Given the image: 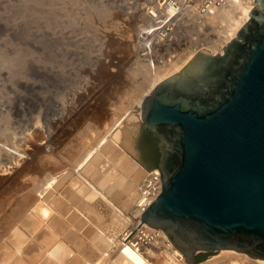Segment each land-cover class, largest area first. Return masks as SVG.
Segmentation results:
<instances>
[{
	"label": "bare ground",
	"instance_id": "obj_1",
	"mask_svg": "<svg viewBox=\"0 0 264 264\" xmlns=\"http://www.w3.org/2000/svg\"><path fill=\"white\" fill-rule=\"evenodd\" d=\"M256 4L257 0H227L202 15L193 27L184 18L179 27L198 34L197 37L191 35L187 40L190 44L180 45L182 50L168 58L166 54L156 57L155 49H148L149 61L131 67L135 76L145 73L144 79H139L143 83L135 81L137 85L126 88L129 93L121 95V100L111 94L106 96L101 89L91 91L82 104L74 102L70 116L77 123L72 132L80 129L79 119H88L89 126L81 130V135H75L78 138L74 147L68 149L58 145L57 115H50L57 112L54 89L61 73L57 69V18L53 21L56 23H50L47 21L53 18L35 13L21 18V24L14 17L0 16V120L20 117L27 110L33 111L37 120L26 136L13 131L21 136L16 153L0 145V162H5L3 166L9 163L0 175L8 178L20 174L24 165L37 172L35 176L21 174L28 177L23 180L25 184L22 182L24 188L11 201L8 198V214L20 221H0V264H194L186 260L164 230L143 221L142 215L161 192L163 180L159 169L146 170L136 160L140 155L137 138L141 120L135 121L134 117L142 110L137 112L140 108L130 104H142L152 88L181 71L199 47L211 50V54L223 52L250 20L249 13ZM91 5L98 9L101 18L113 12L102 0ZM42 18L47 25L38 24ZM117 23L122 37L131 39L132 35ZM213 32L216 38L210 37ZM169 50L171 55L177 49ZM136 53L139 60L141 53ZM14 65L25 74H13ZM130 109L134 111L129 112ZM108 114L112 115L113 124L107 129ZM52 123L55 127L48 131ZM2 152L7 154L3 157ZM55 152L57 162L51 158ZM12 178L10 182L15 183ZM7 234H11L8 243L4 242ZM144 235L154 237L155 243L146 242ZM199 264H264V260L235 249H223Z\"/></svg>",
	"mask_w": 264,
	"mask_h": 264
},
{
	"label": "water",
	"instance_id": "obj_2",
	"mask_svg": "<svg viewBox=\"0 0 264 264\" xmlns=\"http://www.w3.org/2000/svg\"><path fill=\"white\" fill-rule=\"evenodd\" d=\"M249 14L223 52L202 48L142 102L140 134L160 151L147 167L163 175L142 218L190 263L223 249L264 260V0Z\"/></svg>",
	"mask_w": 264,
	"mask_h": 264
},
{
	"label": "rangeland",
	"instance_id": "obj_3",
	"mask_svg": "<svg viewBox=\"0 0 264 264\" xmlns=\"http://www.w3.org/2000/svg\"><path fill=\"white\" fill-rule=\"evenodd\" d=\"M73 1L74 0H0V16L8 15L14 17L16 19L15 21H20L21 24L23 21L21 18L30 17L32 15H35V13H40V15L42 16L53 18L52 20L47 21L50 23H56L53 21L57 18V69L61 70V73L57 76L58 78L57 89H54L57 90V92L56 91L54 92V95L57 96V112L55 111H54L55 113L51 112L50 115H54V114L57 115V134L59 136V137L57 136L59 139L57 142L58 145L61 147V149L63 148L68 149L71 146L74 147L73 144L74 142H76V139L78 138V137L76 138L75 135L77 136L81 135L82 132L81 130L87 129L89 126L88 119H81V120L79 119L78 121L80 122V124L78 128L80 129H77L75 131L73 130L74 132H72L73 126H76L77 123V121L74 122L73 120H71V116H70V113H72L71 115H73L74 113V106H72L73 103L75 102L78 104L79 103L82 104L85 101V97H87L91 91L93 90L100 91L101 89L103 90V93L106 94V96L111 94L114 99L118 98L119 100H121L122 99L120 98L121 95L125 96V94L129 93L128 92L129 89H127L128 90L127 91L126 88L129 87L130 89H132L137 85L136 83L138 84L140 82L143 83V81L140 80L143 78L142 75L145 73L141 72L139 74L140 76L139 75L135 76L131 71V67L137 65V63L139 64V62L141 63L144 62L146 64V61L142 59L143 55H141L140 59L138 60L139 58V56L137 57L138 52L136 53L137 49L134 46V36H135L134 28L132 24L130 25L126 21L127 20L126 17L122 15V12L119 10L116 4L102 0L110 5L113 12L110 16H106V17L102 16L101 18V15L97 13L98 9H95L96 7H93L91 5V2L95 3L98 2L99 0H75V3ZM117 21L120 24V28L122 30L124 29L127 32L126 34H128L129 32V34L132 35L131 39L130 37L129 38L122 37L120 32L117 30L119 28ZM11 22L14 21L12 20ZM38 24L47 25L43 21V18L42 21L41 20L38 21ZM195 24L192 25L188 23L187 25L193 27ZM181 26H183V24H181ZM185 29L186 28L181 27V33L179 31L180 35H178L179 38L178 45L173 47L174 49L177 50L171 55H168L169 54L168 52L170 50L169 51L163 50L162 52H160L161 56L165 54H166L165 57L167 56L171 57L172 55H175L176 53L182 50L179 49L180 45L184 47L185 43H187V40L191 39L192 37L191 35H193V37H197L198 34L196 33L191 34L189 31L187 32ZM211 35L210 37L216 38L215 37L216 34L214 32L211 33ZM189 42L190 41H188L187 44H190ZM203 47L204 46H201L198 48L199 50L198 49L197 50L200 51V48L202 49ZM219 52L220 51L217 50V52L215 53H219ZM11 70L13 74L18 76L21 74H25V71L20 72L21 69L19 70V68L16 65L12 66ZM138 80L140 82H138ZM135 81L137 82L135 83ZM144 83L146 82L144 81ZM155 87H153L152 90L147 95H150V93L154 90ZM117 95L118 97H116ZM133 104L136 105L138 108H140L139 110H137V112H140L142 110L140 113H138V115L140 114L139 116H135L137 118L134 117V120L142 121V119L140 118L143 112V109H141L142 104L140 102L135 101L134 103L130 104V106ZM118 105L120 106V104ZM130 111L133 112L134 109H130L129 112ZM124 112L125 110H122V113ZM33 113L34 112L31 110H27L25 114H23L20 117L12 116L11 119L0 120V127H1L0 145H3L5 146L6 149L16 153L17 151L16 149L19 148L20 146L19 140L21 136L19 135L25 134L22 136H26V133L29 134V132H31L30 131V128L32 127L31 124L33 125L34 124L33 122L37 121ZM58 116L59 117L63 116L64 118L63 117L59 118ZM108 118L111 122L107 121ZM108 118H106L107 120H105L108 124L106 122L103 123L104 126H106V124L108 125L107 129L113 124L112 115L108 116ZM53 127H55V125L53 123L50 124L48 126V131H50V129L53 130L54 129ZM14 130H17V133H19V135H17L16 131L13 132ZM22 130L23 133H21ZM61 131H63L62 135L59 134L61 133ZM11 135L13 137H11ZM157 142H158L157 138L155 139L154 137L149 136V134L146 132H142L139 136L137 147L139 149L140 155L136 157V160L139 161L146 170H153V169L160 170V168L158 167L152 169L147 167L156 164L157 150H158ZM55 153L56 154H53L51 158L52 160H54V162H57V152ZM1 154H2L1 156L4 157L5 154L7 153L2 152ZM1 162L0 165L2 167H0V173L2 172V169H4V167L7 168L9 164L8 163L7 166L6 165L3 166V163L5 162L2 163ZM23 167L25 168V170L22 169L24 171L20 174H14L13 176L8 178L6 177L8 175L5 174L0 175V181L3 179L0 182V187H1L0 192L3 197L2 199L0 197L1 199L0 202H6L5 204L0 203V221H2L3 219H5L6 221H20V218H12L11 215L8 214L10 210V206H9L11 201L10 199H13L24 188V186L22 185L23 183L25 184L24 181L28 177L25 176L26 177L25 178L24 176H22L23 177L22 179V177L20 176L21 174L24 175L27 172V174L25 175H28L30 173L29 176H33V175L35 176V174L37 173L36 171H34V169L31 168V166L29 167V165L28 167L27 165L26 166L24 165ZM160 173L161 176H163L161 170ZM12 177L15 178L16 182L13 181L15 183L10 182L11 180H14ZM19 179H22L21 182ZM11 183L13 184V186ZM3 184L5 185V188L2 189ZM8 187L11 188V190H9ZM15 188H18V191L17 189L15 190ZM1 189L3 190V192ZM8 190L11 191L10 194H8ZM12 190H13V195H11ZM4 191L6 192V194L4 193ZM8 198L10 201L8 200ZM7 204L9 206L8 207L9 210L6 209ZM2 213L4 215H1ZM15 227L16 226H14L13 229H15ZM6 236L7 238H5ZM5 237H4L5 239L3 238L5 240L4 242L8 243V241H10L8 238H11V234H7L5 235ZM155 241H156L155 238H153L152 241L148 240V242L151 243H155ZM219 253L220 251L216 254H209L205 260H202L194 264L205 262L206 260L210 259L212 256L218 255Z\"/></svg>",
	"mask_w": 264,
	"mask_h": 264
},
{
	"label": "built area",
	"instance_id": "obj_4",
	"mask_svg": "<svg viewBox=\"0 0 264 264\" xmlns=\"http://www.w3.org/2000/svg\"><path fill=\"white\" fill-rule=\"evenodd\" d=\"M105 1L116 4L122 15L127 18V22L132 24L135 32L134 46L143 55L145 61H149V57H151L148 49H155L156 57H162L161 51L172 49L178 45V35L181 33L179 26L184 22V18L187 17L190 20L189 23L193 25L200 21L201 16L210 12L213 7H220L227 2V0ZM197 19L199 20L197 21ZM149 236L144 235L146 242L154 238Z\"/></svg>",
	"mask_w": 264,
	"mask_h": 264
},
{
	"label": "flooded vegetation",
	"instance_id": "obj_5",
	"mask_svg": "<svg viewBox=\"0 0 264 264\" xmlns=\"http://www.w3.org/2000/svg\"><path fill=\"white\" fill-rule=\"evenodd\" d=\"M215 54H216V53H215ZM145 132L148 133L149 136L154 137L155 139L157 138V137L154 135V131H153V130L148 129V130H146ZM157 139H158V138H157ZM157 148H158L159 157H160V151H159V147H158V145H157ZM159 157H158L157 160H156V164L159 163Z\"/></svg>",
	"mask_w": 264,
	"mask_h": 264
},
{
	"label": "trees",
	"instance_id": "obj_6",
	"mask_svg": "<svg viewBox=\"0 0 264 264\" xmlns=\"http://www.w3.org/2000/svg\"><path fill=\"white\" fill-rule=\"evenodd\" d=\"M159 157V152H158V150H157V158Z\"/></svg>",
	"mask_w": 264,
	"mask_h": 264
}]
</instances>
